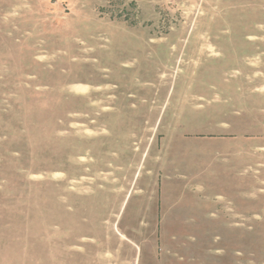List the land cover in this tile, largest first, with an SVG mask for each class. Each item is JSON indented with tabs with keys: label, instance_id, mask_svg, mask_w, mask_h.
Listing matches in <instances>:
<instances>
[{
	"label": "rangeland",
	"instance_id": "374dc122",
	"mask_svg": "<svg viewBox=\"0 0 264 264\" xmlns=\"http://www.w3.org/2000/svg\"><path fill=\"white\" fill-rule=\"evenodd\" d=\"M0 264H264V0H0Z\"/></svg>",
	"mask_w": 264,
	"mask_h": 264
},
{
	"label": "bare ground",
	"instance_id": "6f19581e",
	"mask_svg": "<svg viewBox=\"0 0 264 264\" xmlns=\"http://www.w3.org/2000/svg\"><path fill=\"white\" fill-rule=\"evenodd\" d=\"M74 88L77 90H84V88L82 86H74Z\"/></svg>",
	"mask_w": 264,
	"mask_h": 264
}]
</instances>
